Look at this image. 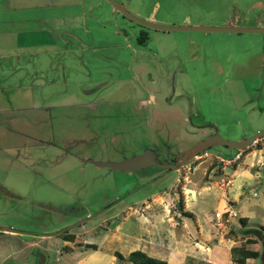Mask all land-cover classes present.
<instances>
[{"label":"rangeland","instance_id":"rangeland-1","mask_svg":"<svg viewBox=\"0 0 264 264\" xmlns=\"http://www.w3.org/2000/svg\"><path fill=\"white\" fill-rule=\"evenodd\" d=\"M118 1L161 24L228 25L234 16L235 25L264 24V0ZM261 36L151 28L107 0H0V264H76L65 259L74 251L83 264H100L85 240L111 249L116 224L130 211L142 217L146 204L162 220L192 219L199 206L214 219V197L200 199L201 186L218 170L215 155L235 149L214 145L163 173L83 158L116 160L149 147L170 161L204 125L229 139L264 129L256 106L264 84L236 79L262 58ZM70 224L65 242L59 230Z\"/></svg>","mask_w":264,"mask_h":264},{"label":"crops","instance_id":"crops-1","mask_svg":"<svg viewBox=\"0 0 264 264\" xmlns=\"http://www.w3.org/2000/svg\"><path fill=\"white\" fill-rule=\"evenodd\" d=\"M238 18L224 19L223 23L235 25ZM243 25L264 24L257 20ZM252 144L227 156L236 155L223 168L220 163L217 164L218 170L214 165L209 171L207 184L201 186L200 199L207 193L212 194L214 210L235 211L233 215L224 213L219 225L205 214L201 206L196 212L189 209L194 215L192 219L180 216V220H162L155 213V207L146 204L142 217L137 215L136 210L130 211L128 221L116 224L111 249L100 246L103 239H86L85 242L95 245L94 248L86 247L89 250L87 256L91 259L95 256L98 260L102 256L100 264H133L126 259V255L130 250L140 249L147 255L163 259L165 264H264V141ZM255 188L259 191L256 192ZM32 243L37 245L35 240ZM232 247H243L257 251V254L247 255L242 262H238L236 259L241 257V253H231ZM99 250L102 252L99 253ZM114 251L121 256L114 255ZM76 252H70L65 259L76 258V264H83L85 258L77 257ZM104 253L108 256L105 257ZM39 254L42 256L41 251ZM56 260L59 258L56 257ZM66 261L57 264H69Z\"/></svg>","mask_w":264,"mask_h":264},{"label":"water","instance_id":"water-1","mask_svg":"<svg viewBox=\"0 0 264 264\" xmlns=\"http://www.w3.org/2000/svg\"><path fill=\"white\" fill-rule=\"evenodd\" d=\"M122 15L141 25L157 29H189V30H221V31H264V26H241V25H207V24H182L168 25L157 23L153 20L142 18L130 12L118 0H107ZM264 136V129H258L243 138L229 139L221 136L216 129L206 134L203 138H198L191 142L185 148L175 152L173 161H158L156 152L149 147L143 148L137 153L122 157L116 160L83 158L99 166H108L112 170L117 171H136L146 166H154L160 168L161 173L166 170L178 169L179 166L187 162L196 154L206 150L214 145H225L229 149H242L255 141L257 138Z\"/></svg>","mask_w":264,"mask_h":264},{"label":"flooded vegetation","instance_id":"flooded-vegetation-1","mask_svg":"<svg viewBox=\"0 0 264 264\" xmlns=\"http://www.w3.org/2000/svg\"><path fill=\"white\" fill-rule=\"evenodd\" d=\"M260 42H261V45H264V36L262 37L261 36V38H260V40H259ZM260 45V46H261ZM262 47H264V46H262ZM261 52V54H262V58L259 56V58H258V60L256 61V62H254L253 64H252V66H248L247 68H246V72L243 74V75H241V76H236V79H239V80H241V81H243V82H248V83H260V84H264V48L262 49V51H260ZM95 88L97 87V85L96 86H94ZM91 90V89H90ZM151 98H152V96H151ZM150 98V99H151ZM257 106V110L258 111H263L264 110V105L262 106L261 104L259 105V104H257L256 105ZM3 112L2 111H0V115L2 114ZM0 117H2V116H0ZM3 125V124H2ZM204 127H207L208 128V131H205V133L204 134H202L199 138H203L206 134H208V133H211V132H213V130L215 129L213 126H205L204 125ZM196 140V139H195ZM193 142V141H192ZM143 148H145V147H143ZM208 149V148H207ZM154 150V149H153ZM155 151V150H154ZM157 154V153H156ZM175 154V153H174ZM174 154L171 156V158L169 159L170 161H173V156H174ZM157 160L159 161L160 159H159V157H158V155H157ZM162 160H164V159H162ZM161 161V160H160ZM157 168V167H156ZM140 169H142V168H140ZM157 169H159V171L161 172L162 170L160 169V168H157ZM139 170V169H138ZM107 205H108V203H107ZM106 204H104V205H102V206H100V207H98L96 210H94L93 212H91L90 214H88V215H86V214H84V218H82L81 219V222H79L80 224H82L84 221H85V219L87 218V217H92V216H94V215H96V214H98L99 212H101L103 209H105V206H107ZM70 209H71V211H75L74 209V207H69ZM100 208V209H99ZM74 216V215H73ZM77 216H79V215H77ZM77 216H75V217H77ZM76 220V219H75ZM73 224V223H72ZM79 225V224H78ZM70 226H71V224L70 225H64L62 228H61V230H59V232L62 234L61 236L62 237H65V238H63V239H65V240H69L70 238H69V236L68 235H70V234H67L68 232H70V230H69V228H70ZM63 228H66L67 230H65V229H63ZM1 229H5V230H9V228H7V227H1ZM58 232V231H57ZM55 233H56V231H55ZM46 236H49V234L48 233H41V234H39V237H46ZM38 248V253L41 251L40 250V248L39 247H37ZM41 256V255H40ZM42 257V259H43V255L41 256Z\"/></svg>","mask_w":264,"mask_h":264},{"label":"trees","instance_id":"trees-1","mask_svg":"<svg viewBox=\"0 0 264 264\" xmlns=\"http://www.w3.org/2000/svg\"><path fill=\"white\" fill-rule=\"evenodd\" d=\"M235 150H237V149H235ZM178 204H179V206L183 205V202L181 199L178 202ZM182 214L190 215L191 213L189 211L184 210V211H182ZM68 236L70 237L71 235H68ZM88 246H91L93 248L95 247V245L92 243H88ZM230 250H231V253H236V252L241 253V257H238L236 259V261H238V262H242L244 257L247 255L255 256L257 254V251L247 250V249H244L243 247H232ZM113 254L116 256H121V254L118 253L117 251H114ZM126 259L131 261L133 264H165V261L163 259H159V258L150 256V255H147L144 251H142L140 249L130 250L126 255Z\"/></svg>","mask_w":264,"mask_h":264},{"label":"built area","instance_id":"built-area-1","mask_svg":"<svg viewBox=\"0 0 264 264\" xmlns=\"http://www.w3.org/2000/svg\"><path fill=\"white\" fill-rule=\"evenodd\" d=\"M217 160H218V163H220V167L223 168L225 165L231 163V161L235 158L234 157H224V156H221V155H215ZM223 212H227V214L229 215H233L235 214V211L232 210L230 211L229 209H224V210H220V209H217V210H214L213 211V221L215 224L219 225L220 224V221L222 219V213Z\"/></svg>","mask_w":264,"mask_h":264}]
</instances>
